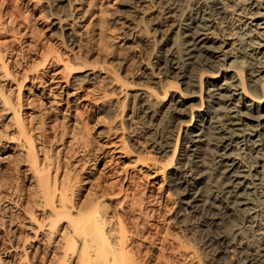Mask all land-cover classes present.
<instances>
[{"label":"bare ground","instance_id":"bare-ground-1","mask_svg":"<svg viewBox=\"0 0 264 264\" xmlns=\"http://www.w3.org/2000/svg\"><path fill=\"white\" fill-rule=\"evenodd\" d=\"M151 1L164 11V18L171 21L167 24L168 34L154 47L155 54L148 60V64L160 78V86L156 89V85L149 86V80L144 82L149 94L155 96L157 104H160L157 107L141 101L136 104V109L142 113L140 121L147 128L146 139L153 153L148 154L146 158L138 154L134 166L130 165L131 168L124 167V164L118 165V168L114 167L117 164L112 165L118 172L115 174L112 170L118 181L114 180L117 186L114 182V185L111 183L98 186L97 190L93 189V192L88 194L85 203H73L76 189L73 188L74 181L72 183L68 175L71 169L75 172V167L70 168L72 163L69 160H77L76 152H79L83 143H79L78 150L75 148L77 151L71 150L75 143L72 139L77 136L74 131L69 135L71 149L68 150L71 152L66 156L70 157L69 160L63 158V162L54 164V153L52 157L50 155L51 145L47 146L46 143L42 144L45 145L42 149L39 148L42 151L39 157V149L35 145V139L40 134L38 120L30 117V126H27L21 114L22 80L28 79L32 84L33 81L39 82V74L44 69L60 63L66 94L70 90L78 91L86 85L94 87L96 92L101 91L99 98L104 99L107 96V74L120 83L119 92H124L125 96L128 94L126 88L132 85L119 73V67L116 68L117 65L115 67L109 57L112 51L110 43L101 40L97 51L100 50L102 56L96 57H93L90 39L85 38L84 33L80 36L82 43L76 45L78 34L76 35L73 25H79L82 16L74 11L75 0H45L43 5L45 17H53L49 26L54 35L59 37L58 44L40 45L41 42L34 36L33 31L21 32L22 29L18 30L17 24L10 27L13 33L16 31L23 36L25 44H21L18 50L15 49L11 56L10 52L6 54L5 50L6 53L0 51V78H12L16 81L14 98L7 96L0 89V106H3L0 111H9L11 114L10 120L14 127L12 133L19 141L18 146L24 148L23 151L20 150L18 158L30 166L35 182L33 193L39 198L37 205L49 206L48 221L40 223L36 230L46 226L47 229L44 230H47V238L50 239L56 232V225L63 221L61 228L56 232L58 241L55 243L56 253L53 254L55 264H150L149 258L154 255L151 254L150 245H147L154 244L156 239L159 241V247L152 264H181V260L185 263L189 258L185 259L188 253L184 255L186 244L183 241H177L176 238L173 241V238L169 239L167 235L162 239L154 238L147 230L151 225L147 218L155 215L154 210L149 213V209L145 207L142 198L143 187V191L140 189L142 184L136 180L137 175H134L142 168L137 169L135 166L140 162V165L152 166L153 171L162 179L166 177L173 193L179 194L182 189L188 190L190 187L194 189V201L203 204L206 202L209 205V211L211 209L212 212L209 222L207 220L204 225L213 223L211 225L214 229L207 226L210 230L207 239L210 244L216 245L214 247L224 258L223 264H264V0ZM119 2L126 8L130 7L134 0ZM100 17L102 16H99L98 20ZM9 24H13L12 18ZM96 27L99 28L97 25ZM102 28L104 25H100L99 32H103ZM208 33L212 35L208 37ZM101 34L100 39H103L104 34ZM167 42H171V49L167 48ZM17 65H20L23 71L20 81L10 76L9 67ZM100 73L103 74L99 75ZM180 84L189 87L184 88L187 92L182 93ZM94 90L86 94L90 97L95 93ZM174 90H178V95ZM183 95L196 96L200 106L195 115L198 122L183 138L184 148L193 151L192 158L185 163H182L181 158H177L180 125L176 120L179 115L178 106L181 104L179 98ZM100 103L102 117L111 118L114 114L113 103L107 99ZM204 103L205 107L201 109ZM125 106L124 102L117 104L119 112H123ZM193 117L191 110V120ZM78 137L80 138L79 133ZM124 139L121 148L130 153ZM89 143H92V140H89ZM89 143L87 142V145ZM87 145L86 149L91 146L87 148ZM90 151L92 150L88 149L87 153ZM81 156L83 155H80V158ZM97 156L99 155H96V158ZM59 167L62 170V178L57 183L56 173ZM49 169L54 173L49 174ZM72 176L73 180L80 178L78 173H73ZM243 221L255 223V246L248 238L250 233H247V226ZM33 237H36L35 233ZM24 246L25 243H22L15 248L22 250L25 259L27 252ZM8 248L5 250L8 251ZM252 248L255 254L253 255L252 251L251 257L249 250ZM19 261L16 264H22V260Z\"/></svg>","mask_w":264,"mask_h":264},{"label":"rangeland","instance_id":"rangeland-1","mask_svg":"<svg viewBox=\"0 0 264 264\" xmlns=\"http://www.w3.org/2000/svg\"><path fill=\"white\" fill-rule=\"evenodd\" d=\"M119 1L120 0H75L74 2V11L82 16V21H80L79 24L82 27L77 24L73 25L75 28L74 31L76 30V35H79L76 36V45L77 43H82L80 36L84 33L85 38L88 40L90 39L89 43L91 42L92 48L91 53L93 57H96L97 55L102 56L100 50L97 51V46H100L98 43H100L101 40L102 42L105 40L108 44L110 43L109 46L112 51L109 57L112 58L115 64L114 66L116 67L117 65L116 68L119 67V73L122 74V76L124 75L132 85L126 88L125 91H127L128 94L125 96L124 92H119L120 83L114 81L109 74H107L108 76L105 75V80L107 79L105 81L107 96L106 98L104 97V99L113 103L114 108V114L111 118L107 119L102 117V103L100 102L104 99L99 98V95L102 93L101 91L96 92L93 86V88H91V86L87 87L85 85L78 91L70 90L67 92L68 94H66L64 89V78H62L63 73L61 74L63 70H61L62 67L60 63L52 68L44 69L43 72L40 71L43 73L39 72L42 79H38L39 82L33 81V84L28 79L22 80L23 71L20 65L17 66L21 71H19L17 66L13 68L11 66L9 67L11 70L10 76L15 77L16 80L23 81L20 88V94L22 96L20 102L22 104L21 114L23 118H25L24 121L26 125L30 126V117H35L38 120L39 127L43 128H39L40 134L35 139L36 148L39 149L46 144L47 146H53H50V155L52 157L54 153L52 159H55L54 164H56L58 161L60 163L63 162L64 159L69 160L70 157L68 156L67 158L66 156L69 155L71 150L75 148L78 150L79 143H83L80 145L81 149L78 150L79 152H76V155L78 154L77 160L72 158V156V159L69 160V162L72 163L70 168L74 169L75 167V172H73L72 169L68 172L69 178L72 180L71 182L73 183L74 181L73 188L76 189V198H74L75 200H73V203L76 201V203H85L84 201H86L85 199H87L88 194L93 192V189L97 190L98 186L101 187L103 184V186L109 185L112 182L116 185L115 174L118 172L113 168L114 164H117L114 166L115 168L123 164L124 167L128 166V168H131L130 165L134 166L133 164H135L138 154H142L140 156H145L144 158H146L148 154L151 155V153H153L146 139L145 131L147 128L142 124V121H140L142 113L136 109V104L140 101L144 104H154L155 107L160 104H157L155 96L149 94V89L145 86L146 83L144 82L145 80H149L150 85L147 84L152 87L156 85L154 86L156 89L160 86V78L154 73L153 68L148 64V60H151L155 54L154 47H156L161 40H164V35L168 34L169 30L167 24L171 21L169 22V19L164 18V11L151 0H134V3L126 8L122 7ZM44 4L45 0H0V23L2 24H0L1 52L6 51V54L10 52L12 53L10 54L11 56L15 52V49L18 50L21 44H25V42L23 43L24 38L22 35L19 33L18 35L16 31L14 34L13 31L10 30V27L15 24L19 25L18 30L22 29L21 32L33 31L34 36H37L41 42L40 45H42V43L48 45L52 43L58 44L60 42L59 37L54 35L53 30L49 26L52 20L51 18L53 17H45ZM99 16L102 17L98 20ZM10 18L13 19V24H9ZM101 20H103L104 23ZM67 21H69V19ZM99 24L104 25V28H102L104 29L103 32H101L102 30L99 32ZM96 25L99 26V28L96 27ZM146 28L148 31H146ZM83 30L86 31L83 32ZM100 33L104 34V36L101 34L103 39H100ZM183 35L184 33L181 34V36ZM211 35L212 34L208 33L207 36L209 37ZM87 36H91V38ZM181 36H179V39ZM180 40H182V38ZM170 44L171 42H167V48L169 49L172 48ZM9 48L10 50H8ZM177 48L178 44L176 43L175 49ZM148 49L150 52L147 51ZM12 50L14 51L11 52ZM189 67H191V65H189ZM86 70L89 69L86 68ZM102 74L103 73H100L99 75ZM99 78L101 79L102 77L99 76ZM10 79L0 78V89L4 91L7 96L14 98L16 96V81L14 82L13 79V81ZM180 87L183 89L182 93L187 92L184 88L188 86L180 84ZM92 89L96 93L91 95L94 98L91 96L90 98L89 95L86 94V92H92ZM174 93L178 95V90H174ZM179 100H181V104L178 106L179 115L176 120L177 124L180 125L177 158H181L182 163H185L190 161L193 156V151H187V149L184 148L185 140L183 138L198 122V118L195 115L197 110L200 109V106L199 99L196 96L183 95ZM122 102H124L126 106L123 112H119L117 104ZM1 107L3 106L1 105L0 109H2ZM204 107L205 103L201 109H204ZM191 110L194 115L192 120L190 118ZM10 118L11 114L9 111H0V264H16L19 260H22V264H55L56 260H53V254L56 253L55 243L58 241L56 232L57 229L61 228V223L63 221L56 225L58 226L56 227V232L50 239L47 238V230H44L47 229L46 226L36 230V226L48 221L49 206L42 207L37 205L39 198L33 193L35 185L34 177L31 175L32 172L30 171L31 169L28 163L26 164L25 161L19 159L20 156L18 155L24 148L18 146L19 141L16 135L12 133L14 127H12ZM32 122L33 121H31V123ZM63 131L66 132L63 133ZM74 131L77 133V136L75 137L76 139H72V142L74 141L75 143L73 142L74 145L71 146L73 147L71 149L69 147V135H72L71 133ZM60 133L64 135H60ZM78 133L80 138L82 137L81 139L78 137ZM32 134H34V131ZM176 136L177 130L173 137L174 141ZM87 137L91 138L89 140L90 142L92 140V143H89ZM123 138H125L124 143L128 145V149L131 151L130 153H126L121 148L122 145H124ZM81 140L84 141L85 144L84 142H80ZM86 141L89 143L88 145ZM76 142L77 146H75ZM85 145H87V148L91 145V148L89 147L88 149L94 151L87 153L88 149L85 148ZM68 148L71 150H68ZM56 150L59 152L57 151V153ZM38 151V155L41 157L42 151H40V149ZM95 153L99 155L97 158ZM80 155L83 156L80 158ZM55 156L56 158H54ZM141 165L140 162L135 165L137 169L142 168L139 172H135L134 175H137L136 180L138 179L139 181H137L140 185L142 184L141 187H139L141 191L144 190L142 198L144 199L143 202L145 207H147V210L149 209V213L154 210L153 214L155 216L151 215V218L147 216L149 217V219L147 218L148 222L151 223L150 227H147L149 233L153 235L154 238L159 237V239H162L167 235L166 237L169 239L173 238V241L175 238V240L178 239L177 241H183L184 244H186L184 255L188 253L185 259H189L187 261L185 260L184 263V261L181 260H184V258L181 256L180 263L223 264L224 258L218 253V249L214 247L216 245L210 244L207 239V235L210 233L208 228L214 229V226L211 225L213 223L204 225V222L207 220L209 222L210 220L209 218L212 210L210 209L209 211V205L206 202L203 204V202L194 201L192 195L194 191L193 188L189 187L188 190L182 189V192L179 194L173 193L166 177L162 179L157 172L153 171L154 168L152 166L147 167ZM58 170L59 171L56 173L57 183L62 178L61 167H59ZM49 171V174L54 173L51 169H49ZM73 173H78L81 179L78 178L73 180ZM205 204L207 205L205 206ZM196 211L199 212L197 213ZM32 219H34V221H32ZM45 219L47 220L45 221ZM236 222L241 225L238 221ZM244 225L247 226V233H250L248 238L251 239V243L255 246L256 240L254 238L257 236L255 223L245 221ZM33 233L36 234V237H33ZM48 240L49 242H47ZM154 242V244H148L147 246L150 245L149 249L150 251L152 250L151 254L155 256L159 247V241L156 239ZM22 243H25L24 247H26L27 252L25 259L22 250L18 247L15 248V246H19ZM7 248L8 251L5 250ZM253 248L249 250L251 257L255 254ZM154 256L151 257V259L149 258L150 264L154 262Z\"/></svg>","mask_w":264,"mask_h":264}]
</instances>
